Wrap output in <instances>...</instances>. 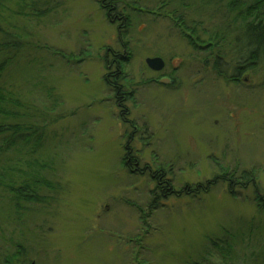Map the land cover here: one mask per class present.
Here are the masks:
<instances>
[{"label":"rangeland","instance_id":"1","mask_svg":"<svg viewBox=\"0 0 264 264\" xmlns=\"http://www.w3.org/2000/svg\"><path fill=\"white\" fill-rule=\"evenodd\" d=\"M115 1L131 18L125 32L100 0L3 3L23 46L0 86L7 101L38 110L42 160L56 172L45 176L61 189L26 218L27 232L3 216L0 264L13 238L26 264H264V64L248 99L247 89L203 69L219 47L193 50L190 31L151 5L160 0H137L146 13ZM147 57L164 67L151 70ZM117 68L121 98L110 77ZM164 75L174 87L159 81ZM22 146L8 158L34 159ZM155 170L171 196L154 197Z\"/></svg>","mask_w":264,"mask_h":264},{"label":"trees","instance_id":"2","mask_svg":"<svg viewBox=\"0 0 264 264\" xmlns=\"http://www.w3.org/2000/svg\"><path fill=\"white\" fill-rule=\"evenodd\" d=\"M10 1L14 2V0H0V79L12 67L15 57L21 55L19 46H23L19 41L22 37L15 31L16 25H9L6 17V12H9V10L6 9L3 3ZM160 1V3L154 4H151V1H145L143 4L148 3L158 10L165 11L171 15V18L173 17L178 21L177 26L181 27L180 29H188L191 35H183L187 37V42L193 47V50H197L203 45L206 47L204 49L206 51L213 44L219 47L213 60H208L210 66L203 65L206 72L211 71L219 75L218 72L222 70L223 78L226 81L231 79L230 74L232 72L236 74L239 69L241 70L242 65H250L254 76L256 72L258 73L260 64H264V0ZM100 2L102 8L106 10L107 17H110L112 22L118 23L117 28L119 31L124 30L125 32L127 30L126 23L131 22V18H127L126 15L123 16L118 11L119 6L115 0H100ZM132 3L135 4L133 7H136L133 10H139L137 5L140 4V1L133 0ZM50 11L51 8L48 7L37 16H47ZM141 11L148 12L145 10H139L138 12L141 13ZM203 34L206 39H202ZM192 38H195V40ZM229 47L231 49L228 50L230 52L227 53V56L230 59L227 57L224 59L221 51L227 52ZM219 56L224 59V67L219 64ZM236 66L238 68H235ZM119 72L117 68L115 74H111L110 77L115 83L112 87L116 92V96L121 98L122 86L118 84ZM7 79L11 80L10 77ZM108 80L109 78L105 76V81ZM50 87L47 86L49 98L52 97L51 93L54 91ZM4 91L6 92L4 86H0V221L5 216L10 227L14 229L23 225L22 228H26L27 232L29 224H25L27 222L26 218L36 216V213L47 210L46 207L54 199L53 193H58L61 185L52 178L45 176L49 171L52 172L49 173L51 175L56 174V172L53 161L48 160V157L42 160L41 153L45 150L43 145L45 131L43 126L40 127L37 124L38 110H36V107L33 108L31 103L25 99L21 100L19 98L18 100L14 98L10 99L13 102L7 101L5 94H3ZM6 95L10 96L11 93L7 92ZM58 102V98L54 97L53 104ZM19 144L23 145L24 148L26 147L34 159L19 160L17 157H13L10 160L11 157L8 158V153ZM135 161V157L131 154L126 156V166L134 164ZM231 173L233 174V172ZM151 176L155 182L154 188L151 190L154 197L166 198L176 192L168 184L169 180L164 177L162 170L151 172ZM216 178L212 180L214 181ZM198 187H201V185H198ZM203 188L206 190L207 185H204ZM28 239L24 238L23 241L26 242ZM30 240L32 241L31 237ZM10 243V248H5V260H8L4 262L9 264L15 258L21 264H26V259L29 258L23 254L26 252L25 250H20L24 243L22 244V241L18 242L14 238ZM198 253L200 252L198 251ZM0 258L2 259L1 253ZM189 260L188 258L187 264H191Z\"/></svg>","mask_w":264,"mask_h":264},{"label":"flooded vegetation","instance_id":"3","mask_svg":"<svg viewBox=\"0 0 264 264\" xmlns=\"http://www.w3.org/2000/svg\"><path fill=\"white\" fill-rule=\"evenodd\" d=\"M219 58H220L219 64H221L223 66V64L225 63L224 59H223V57H220V56H219ZM232 68H233V65H232ZM235 68H238V66H236ZM201 71H204V70L201 69ZM240 72H242V74H240ZM218 73H219L218 79H221V81L226 82V83H232L233 85H236L237 88L242 87L244 89H247V91H249L247 97H248V99H250V97H251L250 92L252 89H254V78H255V76L252 72V69H250V65H248V66L242 65L241 70L239 69L236 74H233V72H232L230 74V76H232V77L228 81L224 80L222 70L219 71ZM202 78H204V77H202ZM159 81H168L171 83V88L174 87V79L172 77H169L168 75H164V76L160 77ZM241 82L242 83L244 82L246 84H240ZM244 100H246V99H244Z\"/></svg>","mask_w":264,"mask_h":264},{"label":"water","instance_id":"4","mask_svg":"<svg viewBox=\"0 0 264 264\" xmlns=\"http://www.w3.org/2000/svg\"><path fill=\"white\" fill-rule=\"evenodd\" d=\"M146 64L149 68L155 71H159L164 67V61L160 57H148L146 58ZM166 82V81H162ZM31 264H34L33 262Z\"/></svg>","mask_w":264,"mask_h":264}]
</instances>
